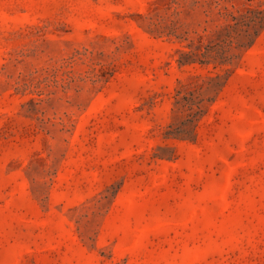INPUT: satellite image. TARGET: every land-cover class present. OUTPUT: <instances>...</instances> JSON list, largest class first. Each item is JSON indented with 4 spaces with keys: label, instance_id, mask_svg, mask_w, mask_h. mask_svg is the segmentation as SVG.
Wrapping results in <instances>:
<instances>
[{
    "label": "rangeland",
    "instance_id": "1",
    "mask_svg": "<svg viewBox=\"0 0 264 264\" xmlns=\"http://www.w3.org/2000/svg\"><path fill=\"white\" fill-rule=\"evenodd\" d=\"M263 17L0 0V264H264Z\"/></svg>",
    "mask_w": 264,
    "mask_h": 264
},
{
    "label": "trees",
    "instance_id": "2",
    "mask_svg": "<svg viewBox=\"0 0 264 264\" xmlns=\"http://www.w3.org/2000/svg\"><path fill=\"white\" fill-rule=\"evenodd\" d=\"M260 28L264 29V17L260 21ZM247 37H249L250 40H251V35L250 34L246 35L244 38H247ZM233 44H234L233 41H228L226 43L227 49H233L234 48V45ZM250 44H252V42ZM239 46L240 47H242V46L247 47L249 45L244 44L242 46L241 45H239ZM208 50H210V49H208ZM222 54L225 55V53H222ZM183 55H185L184 52H183ZM221 59H222V61H221L222 64H224V63H231L232 62V58H230V57L229 58L223 57ZM195 62H197V61H194L193 59H181V60H179L180 66L190 65V64H193ZM199 62H200V64H209L210 63V61H207V60H201ZM213 100H215V99H213ZM196 114H198V112Z\"/></svg>",
    "mask_w": 264,
    "mask_h": 264
}]
</instances>
